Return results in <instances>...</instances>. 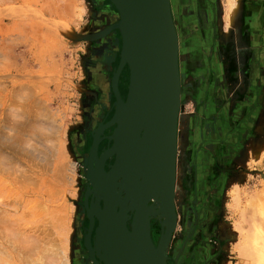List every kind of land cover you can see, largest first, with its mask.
Wrapping results in <instances>:
<instances>
[{
    "label": "rangeland",
    "instance_id": "374dc122",
    "mask_svg": "<svg viewBox=\"0 0 264 264\" xmlns=\"http://www.w3.org/2000/svg\"><path fill=\"white\" fill-rule=\"evenodd\" d=\"M201 5L187 26L203 33L184 29L179 54L177 223L167 255L173 264H264L249 250L264 249V0ZM93 12L90 0H0V264H26L37 244L69 264L82 251L74 246L83 178L73 145L90 94L86 63L101 34ZM255 31L263 35L251 40ZM251 50L259 52L253 81L243 71ZM205 136L212 140L203 144ZM152 220L157 241L161 224Z\"/></svg>",
    "mask_w": 264,
    "mask_h": 264
},
{
    "label": "water",
    "instance_id": "95a60500",
    "mask_svg": "<svg viewBox=\"0 0 264 264\" xmlns=\"http://www.w3.org/2000/svg\"><path fill=\"white\" fill-rule=\"evenodd\" d=\"M118 11L121 59L113 85L116 124L106 153L116 154L108 175L112 186L95 188L96 202L86 247L94 264H168L167 249L177 223L175 194L182 81L180 41L171 0H111ZM129 68L126 99L117 88ZM96 141L91 154L95 152ZM121 178V181L118 179ZM103 201L101 206L100 201ZM98 219L94 246L90 231ZM160 220L157 243L151 220Z\"/></svg>",
    "mask_w": 264,
    "mask_h": 264
},
{
    "label": "flooded vegetation",
    "instance_id": "af4514ba",
    "mask_svg": "<svg viewBox=\"0 0 264 264\" xmlns=\"http://www.w3.org/2000/svg\"><path fill=\"white\" fill-rule=\"evenodd\" d=\"M92 6L94 7L93 12V22L96 27V32H100V36L96 38V41L93 43L91 47V58H89L87 64V83L89 86L90 94L85 95V102L87 107L84 109V121L81 129L77 131L76 137L74 138L73 150L75 153V157L79 162L83 182L81 184V201H80V213L77 218V235L74 241V246L77 248H81V252L77 255L75 254V262L76 264H94L93 259L91 258V254L86 247L87 234L89 232L90 227V219L87 216V206L90 207V204L96 202L97 192L95 188H99L100 186H104L103 180L109 179L108 172L111 169V165L114 164L116 160V154L106 153L104 157L102 155L106 150H109L113 144V139L111 136L116 127V124L110 125L109 122L113 118L115 113V101L116 94L113 85V79L115 72H117L120 59H121V46L122 39L119 32L112 28L113 24L117 20V14L113 10L114 8L109 7V0H90ZM204 3V1H203ZM212 4V2H211ZM210 4V6H211ZM200 7H199V6ZM201 0H171V9L173 19L177 28V32L179 35L180 41V49L179 54L181 53V48L183 47V37L185 30H187L188 35L193 34L192 36L198 35L199 32L203 33L201 28L197 29H189L187 26L189 24L188 21L194 20L193 17H196L195 10L201 9ZM213 11H215V7L212 5ZM199 12V10H197ZM203 16V14H201ZM200 16V18H201ZM202 21V25H203ZM201 25V27H202ZM205 26V25H204ZM185 29V30H184ZM216 30V29H215ZM195 34V35H194ZM263 32H253L251 33V40L256 39L258 36L261 37ZM191 37L194 42L197 38ZM257 36V37H256ZM196 38V39H195ZM189 39V37H188ZM252 42V41H251ZM259 57L258 50L250 51V60H247L243 64V71L248 75L249 80L253 81V66L258 64L257 58ZM249 59V58H248ZM181 55H179V64L181 70ZM252 66V67H251ZM251 67V68H250ZM250 69V70H249ZM127 65H125L118 76L117 80V88L119 90L120 95L123 99H126V87L127 81H129V73ZM128 75V76H127ZM234 71L231 68L229 76L234 78ZM128 77V78H127ZM227 77V76H226ZM225 82L228 83L224 77ZM224 82V81H223ZM251 85V84H250ZM186 90V89H185ZM206 90V89H205ZM228 90V89H227ZM189 88L185 91V94L189 96ZM224 92V88H221L220 91H215L214 95H218ZM250 92V89L248 90ZM247 91L243 92V98L246 100L250 99V94ZM191 94V93H190ZM252 94V93H251ZM230 130H237V126L231 125ZM233 133V132H231ZM229 136V142L233 141V137ZM221 140L226 139V136H222ZM205 141L203 144L210 142L212 139H207L205 136ZM96 141L95 152L93 151L91 154V150L93 148V144ZM227 141V139H226ZM195 155H193L194 159ZM187 162V160H186ZM177 162V166H178ZM188 164V162H187ZM195 164L194 171L196 174L199 173V167L197 162H193ZM191 166V162H189ZM183 166V164H182ZM103 171V172H101ZM99 172V173H98ZM108 176V177H107ZM94 178V179H93ZM102 179V180H100ZM121 181V178L118 179ZM85 199L87 200V206L85 205ZM101 206H103V201H100ZM85 212V215L82 213ZM197 212V211H196ZM154 221H151V231L152 237L155 243V232H154ZM98 226V219L95 217L92 223V230L90 231V240L92 245L94 246L95 242V232ZM194 229V225L192 226V230ZM191 235V231L186 234V240L189 239ZM185 240V241H186ZM185 241L183 243H185ZM184 245V244H182ZM178 248L177 255L179 256L180 251L183 249V246ZM79 256V257H78ZM176 258H174L175 260ZM174 260L169 259V264L174 263ZM98 264H104L103 261L98 259ZM173 261V262H172Z\"/></svg>",
    "mask_w": 264,
    "mask_h": 264
},
{
    "label": "bare ground",
    "instance_id": "6f19581e",
    "mask_svg": "<svg viewBox=\"0 0 264 264\" xmlns=\"http://www.w3.org/2000/svg\"><path fill=\"white\" fill-rule=\"evenodd\" d=\"M122 97V96H121ZM101 172H103V171H101ZM99 173V172H98ZM108 177V176H107ZM109 179L107 180H103V182H104V184L106 185V186H108L109 188L112 186V178L109 176L108 177ZM94 179V178H93ZM100 180H102V179H100ZM7 182V181H6ZM19 198V197H18ZM19 200V199H18ZM17 200V201H18ZM262 201V203H263V205H264V202H263V200H261ZM1 205L3 204V203H0ZM4 204H6L5 202H4ZM9 204V203H8ZM13 204V203H12ZM259 204H260V201H259ZM12 208H15V206L14 207H12ZM1 209V208H0ZM3 211H4V209H3ZM2 212V210L0 211V213ZM34 212V211H33ZM24 215V214H23ZM39 215V214H38ZM57 216V215H56ZM62 216V215H61ZM261 216H263L262 214H261ZM2 220V219H1ZM7 222H8V220H7ZM6 222V223H7ZM11 223H13V222H11ZM11 223H9L10 225H12ZM250 227V226H249ZM31 228V227H30ZM28 229V228H27ZM13 230V229H12ZM5 231V230H4ZM3 231V232H4ZM8 231H9V229H8ZM18 231V230H17ZM251 232V231H250ZM2 233V232H1ZM5 233V232H4ZM10 233V232H9ZM8 233V234H9ZM6 234V233H5ZM31 234V233H30ZM10 235H11V233H10ZM33 236H34V234H32ZM30 236V237H32V239H33V236ZM21 236V235H20ZM7 237V236H6ZM19 237V236H18ZM35 237V236H34ZM38 238V237H37ZM36 238V239H37ZM40 238V237H39ZM38 238V239H39ZM14 239V238H13ZM21 239V238H20ZM23 239V238H22ZM28 239V238H27ZM31 239V240H32ZM35 239V238H34ZM41 240V239H40ZM15 242V241H14ZM17 242V241H16ZM28 242H29V240H28ZM32 243V242H31ZM9 244V243H8ZM20 244V243H19ZM29 244V243H28ZM34 244H36V243H34ZM34 244H32V245H34ZM45 244V243H44ZM1 245V244H0ZM16 245H17V243H16ZM38 246H41L40 244H37ZM36 245V247L34 246V248H32V250L33 249H36V250H38V251H36V250H33V251H31V252H33V253H27L28 254V256H27V259H25V262H26V264H69V261H68V258L66 257V255L64 254V256H63V254L62 253H57V252H53V251H51V250H49V251H51V253H49L48 251V253L49 254H47V252L45 251H43L42 252V254H41V248L39 247V249H37V246ZM2 246V245H1ZM18 246V245H17ZM22 246V245H21ZM20 246V247H21ZM31 246V245H30ZM52 246V245H51ZM54 246H56V245H54ZM26 247V246H25ZM44 247H45V245H44ZM53 247V246H52ZM15 248V247H14ZM31 248V247H30ZM43 248V247H42ZM49 249H50V246L48 247ZM249 250H250V252L253 254V255H260L261 254V257H264V249H263V251H261V253L260 252H257L255 249L256 248H254L253 246L251 247V244H250V246H249ZM59 249V248H58ZM16 250V249H15ZM21 250H23V248L21 249ZM47 250V249H46ZM2 251V249H0V252ZM5 251V250H4ZM26 251V250H25ZM56 251H58V250H56ZM6 252V251H5ZM16 252V251H15ZM2 253V252H1ZM35 253V254H34ZM65 253V252H64ZM5 254V253H4ZM20 254H21V252H20ZM58 254V255H57ZM10 255V254H9ZM22 255V254H21ZM59 255H62L61 257H59ZM25 256V255H24ZM24 256L22 255V260H23V262H24ZM5 257V256H4ZM11 257V256H10ZM19 257V256H18ZM12 258V257H11ZM2 259H3V257H2ZM259 259H260V261H257L256 260V263L257 264H262V261H261V258L259 257ZM10 263V262H9ZM6 264V263H5Z\"/></svg>",
    "mask_w": 264,
    "mask_h": 264
}]
</instances>
